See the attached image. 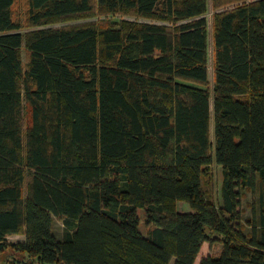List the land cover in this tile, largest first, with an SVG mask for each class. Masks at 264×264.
<instances>
[{
	"label": "trees",
	"instance_id": "1",
	"mask_svg": "<svg viewBox=\"0 0 264 264\" xmlns=\"http://www.w3.org/2000/svg\"><path fill=\"white\" fill-rule=\"evenodd\" d=\"M15 1L0 0V255L196 264L219 242L199 264H264V0H212L232 5L213 17L212 91L208 0H28V29ZM96 15L130 19L54 27Z\"/></svg>",
	"mask_w": 264,
	"mask_h": 264
},
{
	"label": "rangeland",
	"instance_id": "2",
	"mask_svg": "<svg viewBox=\"0 0 264 264\" xmlns=\"http://www.w3.org/2000/svg\"><path fill=\"white\" fill-rule=\"evenodd\" d=\"M209 1V8L208 12L206 14V19L208 22V30H209V58H208V69H209V85L208 89L210 91L213 90L214 86V67H215V61H214V46H213V22H214V15L216 13L223 12L225 10H228L232 7V5L224 6L221 9L218 10L213 8L212 0ZM13 16L16 22H19L23 25V29H28V0H16L15 4L13 6ZM121 19H130L127 17L122 16H101L96 15L95 17L89 19V20H83V21H73L68 22L65 24H59L55 25L54 27L61 28V27H68V26H75V25H82L87 23H111L114 21H119ZM23 59L24 64H26L28 60V54L26 51H23ZM26 66V65H25ZM211 108H212V101H211ZM208 176L204 177V188L207 192H209L215 200V202L219 203L221 201V193H222V183H223V174H222V168L218 166L215 162H213L209 168H208ZM255 199L254 193L250 191L243 192L242 198L240 199V210L242 213V220L246 221L248 217L251 216V208L250 204ZM177 209L180 212H188L191 211L189 204L180 202L177 205ZM139 215L141 217V224L140 228L143 234L146 235L147 233V226L145 225V218L143 212H139ZM55 231L59 235L62 233V223L58 220L55 221ZM8 241L10 243H22L25 242V237L22 235H16L11 236L8 238ZM222 251V245L219 242H206L203 244L201 252L199 254V257L196 261V264H199L201 259L207 257V256H218L220 255ZM16 259H19L20 261H23L24 257L12 250L8 249L4 253L0 255V264H14L16 263ZM26 260V259H24ZM28 263V260L26 262ZM36 264V263H35Z\"/></svg>",
	"mask_w": 264,
	"mask_h": 264
}]
</instances>
